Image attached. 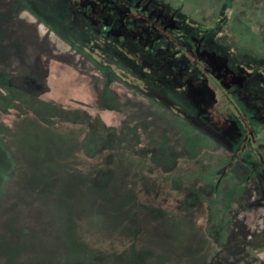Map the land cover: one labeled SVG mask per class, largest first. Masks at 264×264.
Here are the masks:
<instances>
[{"label": "rangeland", "instance_id": "374dc122", "mask_svg": "<svg viewBox=\"0 0 264 264\" xmlns=\"http://www.w3.org/2000/svg\"><path fill=\"white\" fill-rule=\"evenodd\" d=\"M170 1L206 24L230 4L228 28L237 45L264 59V0ZM22 18L34 36L28 55L43 56L44 67L64 62L59 80L91 74L104 86L110 77L117 97H101L103 110L93 116L118 129L119 142L114 161L106 164L102 155L86 156L96 138L88 126L46 128L31 116L14 121L8 142L18 161L0 158V264H264V142L253 139L264 136L259 124L252 120L248 135L236 120L233 149L221 148L102 70L35 16L24 12ZM119 103L115 122L110 112ZM99 122L98 133L105 135ZM9 151L0 140V154ZM101 168L112 175L91 194ZM212 230L222 251L207 236Z\"/></svg>", "mask_w": 264, "mask_h": 264}, {"label": "trees", "instance_id": "16d2710c", "mask_svg": "<svg viewBox=\"0 0 264 264\" xmlns=\"http://www.w3.org/2000/svg\"><path fill=\"white\" fill-rule=\"evenodd\" d=\"M230 6L225 3L218 19L206 24L186 12L182 3L174 5L170 0H0V119L8 124H0V140L11 150L0 158L12 155L18 161L8 138L15 131L14 121L30 116L46 128L63 123L88 126V131L96 133L90 144L93 151L85 154L88 158L103 156L109 164L118 150V129L93 116L94 110H103L101 97L109 93L117 97L118 88L110 90V77L101 86L91 74L79 75L69 83L61 81L64 62H47L44 67L43 56L28 55L34 36L28 33L31 26L22 18L24 12L45 23L102 70L210 136L221 148L233 149L239 134L236 120L248 135L254 132L252 120L264 134V59L237 45L238 37L228 28ZM123 60L128 64L123 65ZM122 65L135 69L130 72ZM115 101L120 102V97ZM119 108L120 103L110 112L115 122ZM97 122L105 127V135L98 133L102 128L96 127ZM253 137L256 144L264 142L260 140L264 136ZM88 142L82 140L87 149ZM11 167L14 174L16 166ZM111 175L107 169L97 170L92 184L98 189L91 194L105 188ZM212 231L207 236L219 249L217 231ZM245 251L228 256L236 258Z\"/></svg>", "mask_w": 264, "mask_h": 264}]
</instances>
